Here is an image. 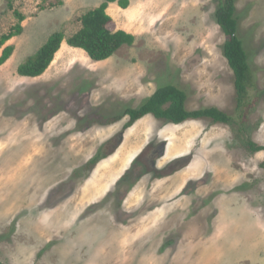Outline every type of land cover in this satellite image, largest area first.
<instances>
[{
  "label": "rangeland",
  "instance_id": "rangeland-1",
  "mask_svg": "<svg viewBox=\"0 0 264 264\" xmlns=\"http://www.w3.org/2000/svg\"><path fill=\"white\" fill-rule=\"evenodd\" d=\"M105 0H0V262L264 264V0H235L255 87L233 123L148 114L110 122L172 82L187 109L234 114L219 0H117L109 28L134 35L106 59L60 43L37 76L18 66ZM101 149L103 158L87 163Z\"/></svg>",
  "mask_w": 264,
  "mask_h": 264
},
{
  "label": "trees",
  "instance_id": "trees-1",
  "mask_svg": "<svg viewBox=\"0 0 264 264\" xmlns=\"http://www.w3.org/2000/svg\"><path fill=\"white\" fill-rule=\"evenodd\" d=\"M116 0H105L98 6L89 9L80 17V27L67 38L59 31L53 32L45 42L22 62L17 72L24 76L40 75L53 59L63 39L69 46L77 47L86 52L88 57L99 61L111 56L123 44L130 45L134 41V35L122 29L112 30L109 28L110 16L105 8L108 2ZM118 5L126 7L127 0H117ZM18 23L5 34L0 35V47L12 36L21 31L20 22L23 20L21 14L15 11ZM216 24L220 27L226 39L223 43V55L233 73V87L235 109L234 114L226 113L215 106H203L197 109H187L185 106L186 92L173 84L166 82L159 84L152 94L146 97L136 107L126 106L120 113L112 116L109 121L115 122L127 117L123 128H128L136 120L145 115H152L154 118L165 119L172 123H181L189 118H209L214 122L233 123L237 130L242 131L240 123L246 114V107L249 103V91L255 87L248 53L244 47L243 40L238 34V16L236 13L235 0H219L214 12ZM12 51L7 45L2 49L0 63L4 62ZM249 151L264 149V146L256 144L252 139L246 137L243 140ZM104 154V153H103ZM102 150L89 159L87 166L94 165L103 158Z\"/></svg>",
  "mask_w": 264,
  "mask_h": 264
},
{
  "label": "water",
  "instance_id": "water-1",
  "mask_svg": "<svg viewBox=\"0 0 264 264\" xmlns=\"http://www.w3.org/2000/svg\"><path fill=\"white\" fill-rule=\"evenodd\" d=\"M0 264H4V263L0 262Z\"/></svg>",
  "mask_w": 264,
  "mask_h": 264
}]
</instances>
